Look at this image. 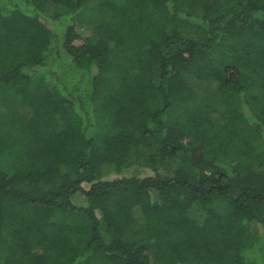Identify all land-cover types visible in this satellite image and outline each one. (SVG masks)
I'll return each instance as SVG.
<instances>
[{"label": "trees", "instance_id": "obj_1", "mask_svg": "<svg viewBox=\"0 0 264 264\" xmlns=\"http://www.w3.org/2000/svg\"><path fill=\"white\" fill-rule=\"evenodd\" d=\"M135 158L153 174L121 176ZM263 244L264 0H0V264Z\"/></svg>", "mask_w": 264, "mask_h": 264}, {"label": "rangeland", "instance_id": "obj_2", "mask_svg": "<svg viewBox=\"0 0 264 264\" xmlns=\"http://www.w3.org/2000/svg\"><path fill=\"white\" fill-rule=\"evenodd\" d=\"M79 32H84V29L80 26L77 28ZM84 35V34H83ZM83 43V40H79L76 42L77 45H80ZM99 125L96 126L94 131L91 132V134L94 135H101V137L110 136L114 134L115 128L108 122L107 118L105 116H100L98 118ZM4 164V168L6 171H10V160L8 157H5L2 160ZM153 172L148 167L146 160H139L137 158L133 159L128 166L125 168V170L122 172L121 176L126 177H137V178H145L148 175H152ZM216 204L219 206V210L223 211L225 209V206L221 200H216ZM264 247V244L263 246Z\"/></svg>", "mask_w": 264, "mask_h": 264}]
</instances>
